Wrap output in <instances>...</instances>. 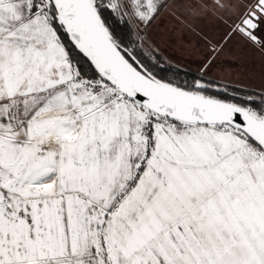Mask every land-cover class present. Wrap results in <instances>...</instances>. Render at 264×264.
Listing matches in <instances>:
<instances>
[{
	"label": "snow or ice",
	"instance_id": "1",
	"mask_svg": "<svg viewBox=\"0 0 264 264\" xmlns=\"http://www.w3.org/2000/svg\"><path fill=\"white\" fill-rule=\"evenodd\" d=\"M0 264H264V0H0Z\"/></svg>",
	"mask_w": 264,
	"mask_h": 264
},
{
	"label": "flooded vegetation",
	"instance_id": "2",
	"mask_svg": "<svg viewBox=\"0 0 264 264\" xmlns=\"http://www.w3.org/2000/svg\"><path fill=\"white\" fill-rule=\"evenodd\" d=\"M257 68H258V64H257Z\"/></svg>",
	"mask_w": 264,
	"mask_h": 264
}]
</instances>
